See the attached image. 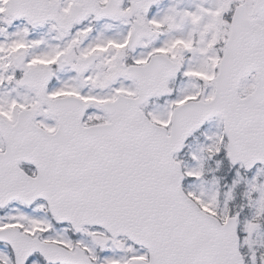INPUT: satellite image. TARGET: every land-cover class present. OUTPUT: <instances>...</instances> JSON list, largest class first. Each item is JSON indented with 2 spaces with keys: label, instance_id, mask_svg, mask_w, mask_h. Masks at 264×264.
<instances>
[{
  "label": "snow or ice",
  "instance_id": "snow-or-ice-1",
  "mask_svg": "<svg viewBox=\"0 0 264 264\" xmlns=\"http://www.w3.org/2000/svg\"><path fill=\"white\" fill-rule=\"evenodd\" d=\"M0 264H264V0H0Z\"/></svg>",
  "mask_w": 264,
  "mask_h": 264
}]
</instances>
